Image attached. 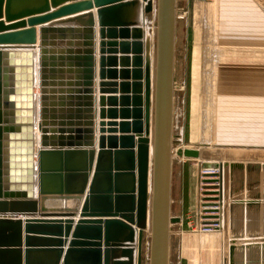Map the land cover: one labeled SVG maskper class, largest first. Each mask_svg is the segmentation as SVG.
Masks as SVG:
<instances>
[{"label": "water", "instance_id": "obj_1", "mask_svg": "<svg viewBox=\"0 0 264 264\" xmlns=\"http://www.w3.org/2000/svg\"><path fill=\"white\" fill-rule=\"evenodd\" d=\"M176 4L177 0H0V19L20 20L11 25L0 21V44H35L36 24L95 7L99 26L96 40L94 13L86 12L40 28L42 113L55 106L46 101L47 94L55 93L47 87L55 85L45 74L56 72L58 60L73 74L76 89L71 92L76 95L65 120L51 115V123H39L43 147L38 150L36 52L31 50L36 46L19 54L22 60L10 59L4 69L0 50V264H143L144 232L150 234L149 264H169L171 224L181 221L171 215ZM150 13L155 18L152 45L143 29ZM26 17L29 28L10 31L25 27ZM74 26L82 29L75 33ZM66 31L80 41L57 55L52 48L55 35L64 39ZM96 45L99 92L119 93L98 97V149L92 141ZM6 52L18 56L13 50ZM118 62L120 71L115 68ZM117 77L120 83L111 81ZM13 124L20 127L16 130ZM49 133L68 134L67 141L49 140ZM176 153L188 158L222 156L196 148H178ZM216 165L219 176L230 167L232 180H242L245 172L248 181L254 172L264 171V163L257 162ZM253 186L247 183L248 190ZM261 197L264 193L248 195L246 203L237 204L250 209L261 204L256 201ZM20 215L27 219H15ZM237 249L231 246L230 264H236Z\"/></svg>", "mask_w": 264, "mask_h": 264}, {"label": "rangeland", "instance_id": "obj_2", "mask_svg": "<svg viewBox=\"0 0 264 264\" xmlns=\"http://www.w3.org/2000/svg\"><path fill=\"white\" fill-rule=\"evenodd\" d=\"M176 11L171 215L181 221L171 224L169 264H230L232 245L260 247L264 258V239L238 240L243 236L228 228L224 197L213 198L215 194L208 192L210 180L205 192L195 190L207 163L218 169L220 162H253L235 159L249 158L254 151L264 157V0H177ZM148 17L152 34L154 14ZM178 148L222 156L180 157ZM229 172L232 180L230 167L218 176L225 182ZM181 193L183 204L178 199ZM200 220H217L220 225L199 232L193 226ZM144 235L149 264L150 234ZM212 236L211 244L205 239Z\"/></svg>", "mask_w": 264, "mask_h": 264}, {"label": "crops", "instance_id": "obj_3", "mask_svg": "<svg viewBox=\"0 0 264 264\" xmlns=\"http://www.w3.org/2000/svg\"><path fill=\"white\" fill-rule=\"evenodd\" d=\"M63 5H66V4H63ZM59 7H61V6H59ZM56 9L57 8H55V9L53 8L51 11H54ZM96 11H97V8L95 7V8L89 9V10H84V11H81L78 13H74V14H71L68 16H64L62 18L52 20V22L60 20V19H66V18H69L72 16L84 14L86 12H93L94 16H95V22H96L95 27H94L95 38H96V40H98L99 26H98ZM149 18L150 17H148V15H147L146 16V22L147 23H149ZM29 19H30V17L24 18V20L27 23V25L25 27L16 28L15 30H10V31H19L22 29L29 28L30 26H29V23L27 22ZM142 20H143V15H141V17H140V21H142ZM0 21L5 23L6 25H11L14 23H18L20 20L6 22L5 18L3 17L0 19ZM52 22L36 24L34 26L36 28V31H37V41L35 44H0V48H4V49H0L3 51L2 62H1L2 68L3 69L7 68L9 66L8 63H9L10 59H12V58H14V59L17 58L18 60L24 59V57H21V55H19V54H21L23 51L29 50L31 48V46L39 47L40 46V28L44 27V26H48ZM74 27H76L75 33H78L79 32L78 30L82 29L81 26H74ZM143 29H144L145 36L151 38L150 42L152 45L153 44V39H152L153 35L151 33H149L150 30L148 28V25L146 27H143ZM2 33H7V31L2 32ZM75 33L73 35L69 31H66L64 33V37H65L64 39H61L59 37V34L55 35L56 38H54V39H55L56 45H54L52 48L54 49V52L57 55L64 53L66 50H68L70 48H75V45L73 47L71 45V43H73V42L79 43V41H80V39L75 38L76 37ZM10 48H15V49H10ZM9 50H13L14 53L18 54V56H15V55L14 56H7L6 51H9ZM31 50H34L36 52L35 58H34V63H35L34 75L36 78V82H35V86H34V94H35L34 103H35V107H36L35 113H34V126H35L34 134H35V147L38 150V149L43 147L41 145L43 133L38 128L39 123H43V122L51 123L53 120V119H51V115L57 116L56 118L58 120L60 118H62V119L64 118V120H65V118H67L66 117L67 113H70L71 111H73V107L69 106V104L75 102V100H73V101L71 100V97H75L76 94L71 92V90H73L74 88L76 89V87L72 85V83L75 81L74 79L71 78L73 74H71L69 72L68 67H66L65 65L60 66L61 62H59V60L57 59L58 60L57 65L58 66L56 67L57 68L56 72H54V73L46 72V74H45L46 79L50 83L55 85L52 88L47 87L49 90L54 89L55 93L54 94H47L48 98L46 101H48V103H50V102L54 103L55 106H48L45 109L46 112H44V114H43L41 111V109H42L41 104L43 101L41 99V97H42L41 90L43 89V87L40 84V82H41V79H40V69H41V67H40V62H41V60H40V49L39 50L31 49ZM117 55H118V57H120L119 53ZM99 58H100L99 48L96 45V47L94 49V63L95 64H94V86H93V94H92L93 98H94V100H93V102H94V104H93V110H94L93 123H95L93 126V129L95 131L93 134L92 141L95 143L94 147L96 149H98V147H97V136L99 134L98 130H97V122L100 121V118L98 116V110L100 108V106L98 104V97L100 95H105V96L119 95V93L118 94H101L99 92V86H98V83L100 82V79H99V69H100ZM151 60H152L151 64H152V76H153V63H154L153 47L151 50ZM64 62L66 63L67 61L64 60ZM62 64H64V63H62ZM115 68L120 71L121 67L119 65V62H118V67H115ZM3 74H4V72H3ZM111 81H118L120 83L121 79L118 78V80H111ZM117 88H119V85L117 86ZM2 101H3V103L5 101L4 95H3ZM106 107H108V106H106ZM43 115H45L46 117L48 116L47 119H42ZM2 118L3 119L5 118L4 114L2 115ZM12 118H13V116H11V115L8 116V119H12ZM116 121H121V120L117 119ZM152 123H153V112L151 115V129H153ZM13 125H14V128L16 130H17V128L20 127V124H13ZM55 127L57 128L58 126H55ZM60 135L61 134H59V133H56V134L49 133L47 137H49V140H55V141H59L61 137L62 138L64 137L63 140L67 141V139H65V138L68 137V134H63L62 136H60ZM85 135L86 134L83 133V138H85ZM150 139H151L150 147H152V141H153L152 133L150 135ZM253 154H254L253 156L255 158L253 156H249V158L243 157L241 159H235V160H239V161L250 160L253 162H257V161L262 162L261 160L264 159L262 153H258L256 151H254ZM225 158L226 157H223V160ZM37 159H38V157L36 156L35 161H37ZM205 166L211 167V164L207 163V165L205 164ZM242 174H243L242 180H241V177H239L238 179L236 178L234 180H231L230 172H229V178L225 182L223 180H221L220 177L217 180L215 175H210V177H213L214 179L213 178H206L207 180H210L212 182V184L209 185V187H208V189H210V191H208V192L215 194V195H213V198H215V196H217V195H218L217 196V198H218L219 194H221V192H222L224 200H225V202H224L225 205H222L223 215L225 218H227L226 221L228 223V228L232 229L233 231H235V232H237L243 236V237L238 238V240H245V241H248V240L259 241V240H261L260 243H262V239H264V206H263L264 205L263 204L264 198L263 197H261V199H256V201H258V203H261L259 206H254V207L250 208L249 210H247L246 205H245V208H243V207H241V205L238 204V206H236L234 209H231V211H233V214L230 213L231 212L230 211L231 203H241V201H245V203H246V201H247L246 198L248 195H256L257 193L263 195V193H264V173L263 172H260L259 174L254 173L253 176L250 177V180H248V181L246 179V173L244 172ZM191 175H192V173H191ZM256 182H257V185L253 186V184ZM247 183L248 184L250 183V185L252 184L253 187L251 190L247 189ZM197 188H198V185H197ZM195 190L198 193L197 190H200V188H198V189L195 188ZM230 194L234 195L233 199H232ZM189 195L191 198L187 199V201L189 202V209L191 208L189 210V212H191L192 211V201H193L192 196H191L192 195L191 190H190ZM183 196H184V193L183 194L181 193L179 195V198H178L179 202H182V204L186 200L185 198H183ZM35 197L38 198L37 190H36ZM194 197H195V191L193 192V198ZM52 205H56V203H52ZM225 214H226V216H225ZM14 217H15V219H19V218L23 219V220L27 219L26 218L27 216H24V215L14 216ZM72 218L75 219V221L78 220V216H74ZM62 219H67V217H62ZM181 231L185 232V230H183V229ZM145 237H146V235H144V238ZM248 250H249V253H248ZM137 255H138V250L136 248V250H135L136 262H137ZM142 255H143V264H145L146 258H148V254H147V250L145 248V245L143 246ZM263 262H264V258H263L262 248L253 247V249L252 248L247 249L243 246H241L239 248L238 264H263Z\"/></svg>", "mask_w": 264, "mask_h": 264}, {"label": "built area", "instance_id": "obj_4", "mask_svg": "<svg viewBox=\"0 0 264 264\" xmlns=\"http://www.w3.org/2000/svg\"><path fill=\"white\" fill-rule=\"evenodd\" d=\"M218 173H219V170L216 168L211 169L205 166V168L201 169L200 171V174H201L200 190L201 192H205V190L207 189L205 188L207 186L206 184L208 183L206 182L207 181L206 177H210V175H215L216 179L218 180L219 178ZM219 223L220 221H217V220H211V221L200 220L198 223H196V225L193 226V228L194 230L199 231V232H211L220 225Z\"/></svg>", "mask_w": 264, "mask_h": 264}, {"label": "bare ground", "instance_id": "obj_5", "mask_svg": "<svg viewBox=\"0 0 264 264\" xmlns=\"http://www.w3.org/2000/svg\"><path fill=\"white\" fill-rule=\"evenodd\" d=\"M153 30H154V28H153ZM150 33V32H149ZM148 33V34H149ZM152 35H153V33H152ZM36 49L37 50H39V47H36ZM202 152H203V150H201ZM218 151V150H217ZM218 152H220V151H218ZM216 153V152H215ZM218 154H220V153H218ZM221 154H223V153H221ZM227 155V154H226ZM264 204V203H263ZM235 205H237V203L235 204ZM241 207H243V208H245V206L243 205V206H241ZM247 207V206H246ZM247 210H249V208L247 207L246 208ZM210 239V240H209ZM205 240H208V241H211L210 243L212 244L213 243V240H214V237L212 236V237H210V238H208V239H205ZM204 240V241H205ZM240 248V247H239ZM239 248L237 249V252L235 253V258L236 259H238V252H239ZM248 253H249V250H248Z\"/></svg>", "mask_w": 264, "mask_h": 264}]
</instances>
